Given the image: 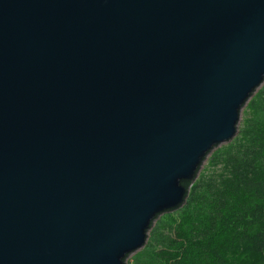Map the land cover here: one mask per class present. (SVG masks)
<instances>
[{
  "label": "water",
  "instance_id": "obj_1",
  "mask_svg": "<svg viewBox=\"0 0 264 264\" xmlns=\"http://www.w3.org/2000/svg\"><path fill=\"white\" fill-rule=\"evenodd\" d=\"M264 84V0H0V264H126Z\"/></svg>",
  "mask_w": 264,
  "mask_h": 264
},
{
  "label": "trees",
  "instance_id": "obj_2",
  "mask_svg": "<svg viewBox=\"0 0 264 264\" xmlns=\"http://www.w3.org/2000/svg\"><path fill=\"white\" fill-rule=\"evenodd\" d=\"M183 206L151 222L126 264H264V84L235 137L216 147Z\"/></svg>",
  "mask_w": 264,
  "mask_h": 264
},
{
  "label": "rangeland",
  "instance_id": "obj_3",
  "mask_svg": "<svg viewBox=\"0 0 264 264\" xmlns=\"http://www.w3.org/2000/svg\"><path fill=\"white\" fill-rule=\"evenodd\" d=\"M209 158V157H208ZM208 162V161H207ZM207 162H206V165L204 166V168L207 166ZM204 168L202 169V170H204ZM165 215V214H164ZM163 216V215H162ZM139 252V251H138ZM135 254H137V253H134V254H132L130 257H129V259H128V261H130L131 260V258H132V256L133 255H135Z\"/></svg>",
  "mask_w": 264,
  "mask_h": 264
}]
</instances>
